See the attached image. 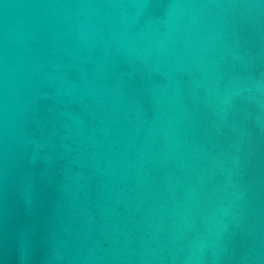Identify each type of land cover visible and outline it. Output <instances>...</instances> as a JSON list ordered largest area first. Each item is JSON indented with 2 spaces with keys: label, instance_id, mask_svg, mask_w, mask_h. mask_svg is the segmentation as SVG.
<instances>
[{
  "label": "water",
  "instance_id": "obj_1",
  "mask_svg": "<svg viewBox=\"0 0 264 264\" xmlns=\"http://www.w3.org/2000/svg\"><path fill=\"white\" fill-rule=\"evenodd\" d=\"M0 264H264V0H0Z\"/></svg>",
  "mask_w": 264,
  "mask_h": 264
}]
</instances>
